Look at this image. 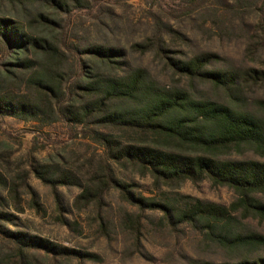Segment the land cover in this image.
I'll return each instance as SVG.
<instances>
[{
	"label": "rangeland",
	"instance_id": "374dc122",
	"mask_svg": "<svg viewBox=\"0 0 264 264\" xmlns=\"http://www.w3.org/2000/svg\"><path fill=\"white\" fill-rule=\"evenodd\" d=\"M61 1L63 7L57 9L48 0H0V16L19 19L26 25L30 21L35 32L44 34L51 31L33 21L37 13L53 20L51 37L64 53L68 81L76 74L77 57H83L82 51L91 46L125 52L121 69L105 70L104 74L120 76L130 69H142L157 85L186 91L198 100L224 103L226 97L206 83L191 82L175 74L164 56L186 61L211 53L219 57L214 67L264 70V31L260 28L264 0ZM159 48L166 52H159ZM243 94L244 109L264 116L258 107V101L264 100V84L246 87ZM91 130L80 126L71 130L62 121L41 126L33 121L0 117V198L15 217L13 223L0 222V228L95 256L50 258L40 250L29 249L27 264H187L190 259L218 263L264 255V251L226 250L200 227L171 225L161 210L142 211L128 203L118 188L107 184L110 176L131 185L136 197L177 209L191 201L184 197L229 208L236 195L208 180L157 184L148 174L112 163L104 147L93 140ZM99 131L124 144L138 143L142 137L116 127ZM146 140L185 154L201 152L174 142L163 143L149 135ZM263 154L243 147L221 158L262 160ZM36 171H48L50 180L67 174V183L50 184ZM85 189L98 198L89 203L77 201ZM257 197L264 202V194ZM233 214L242 220V230L264 233L260 220L242 218V211ZM16 248L0 232V264H21Z\"/></svg>",
	"mask_w": 264,
	"mask_h": 264
},
{
	"label": "trees",
	"instance_id": "16d2710c",
	"mask_svg": "<svg viewBox=\"0 0 264 264\" xmlns=\"http://www.w3.org/2000/svg\"><path fill=\"white\" fill-rule=\"evenodd\" d=\"M48 4L52 8L63 7L61 0H48ZM261 11L260 28L264 31V5ZM33 21L51 33L35 32L30 21L26 25L19 19L0 16L3 61L0 63V117L33 121L41 126L62 121L71 130L77 126L90 128L93 140L104 147L112 163L133 167L142 175H150L157 184L208 180L213 186L231 189L236 198L229 208L184 197L191 201L177 209L136 197L130 190L131 185L111 176L107 182L140 210H161L171 225L200 227L226 250L264 251V233L242 230V220L233 214L242 211V218L253 217L264 223V202L257 197L264 194V159L221 158L230 150L243 147L264 153V116L245 110L243 96L246 87L264 84V70L214 67L219 57L211 53L186 61L164 56L175 74L191 82L206 83L226 97L224 103L198 100L186 91L157 85L142 69H130L120 76L104 74L105 70L121 69L125 52L91 46L82 51L84 58L77 57L76 74L69 77L70 86H65L69 81L65 77L64 53L51 37L55 22L42 13H37ZM158 51L166 52L162 48ZM258 107L264 111V100L258 101ZM105 127L120 128L142 137L138 143L124 144L99 131ZM148 135L163 143L174 142L201 152L185 154L151 145L146 142ZM36 173L50 184L67 183L68 176L64 173L55 180L48 178V171ZM97 198V194L85 189L76 200L89 203ZM14 219L7 211L5 200L0 198V222L13 223ZM0 232L15 243L21 264H27L29 249L40 250L50 258L95 257L23 232L3 228ZM187 264H264V255L241 256L218 263L190 259Z\"/></svg>",
	"mask_w": 264,
	"mask_h": 264
}]
</instances>
